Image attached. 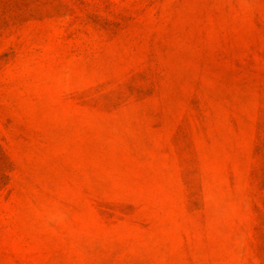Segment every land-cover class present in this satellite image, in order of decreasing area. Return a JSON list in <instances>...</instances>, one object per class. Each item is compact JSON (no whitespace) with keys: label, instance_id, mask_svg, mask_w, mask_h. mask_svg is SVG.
I'll return each mask as SVG.
<instances>
[{"label":"rangeland","instance_id":"rangeland-1","mask_svg":"<svg viewBox=\"0 0 264 264\" xmlns=\"http://www.w3.org/2000/svg\"><path fill=\"white\" fill-rule=\"evenodd\" d=\"M0 264H264V0H0Z\"/></svg>","mask_w":264,"mask_h":264}]
</instances>
